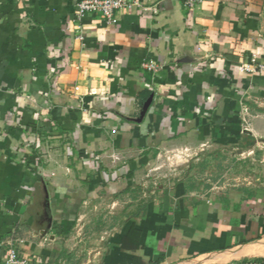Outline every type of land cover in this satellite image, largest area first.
<instances>
[{
  "label": "crops",
  "instance_id": "0c3cea01",
  "mask_svg": "<svg viewBox=\"0 0 264 264\" xmlns=\"http://www.w3.org/2000/svg\"><path fill=\"white\" fill-rule=\"evenodd\" d=\"M78 1L0 0V264L11 251L54 262L65 245L43 234L71 214L52 200L113 197L148 151L228 133L243 102L263 100L264 0H133L114 25L78 19ZM123 220L82 264H264L263 195Z\"/></svg>",
  "mask_w": 264,
  "mask_h": 264
},
{
  "label": "rangeland",
  "instance_id": "374dc122",
  "mask_svg": "<svg viewBox=\"0 0 264 264\" xmlns=\"http://www.w3.org/2000/svg\"><path fill=\"white\" fill-rule=\"evenodd\" d=\"M262 99L259 103L243 102L228 133L211 132L203 138L182 139L184 144L180 148L148 151L147 161L131 169L130 187L113 197L103 193L95 198H74L77 172L69 161L72 197L51 201V206L56 203L58 208L64 202L62 208L71 214L68 227L65 231L51 228L43 234L51 243L59 238L65 249L44 255L54 260L51 263H44L43 255L37 261L24 257L18 260L22 264H60L57 257L63 254L68 262L62 264H82L83 259L91 260L100 252L108 225L134 217L149 204L170 201L184 207L197 206L225 198L231 192L264 196V124H254V118L264 114V95ZM56 177L60 183L62 179ZM47 206L40 198L36 208L47 210Z\"/></svg>",
  "mask_w": 264,
  "mask_h": 264
},
{
  "label": "built area",
  "instance_id": "2783aa9c",
  "mask_svg": "<svg viewBox=\"0 0 264 264\" xmlns=\"http://www.w3.org/2000/svg\"><path fill=\"white\" fill-rule=\"evenodd\" d=\"M203 0H181L183 8L192 11ZM134 5L133 0H79L75 6V14L78 19L85 16H100L108 25L116 24V15L118 12L131 8ZM259 71H264V64L258 65ZM245 70H248L246 68ZM18 260L15 251H11L5 264H22ZM251 264H261L251 262Z\"/></svg>",
  "mask_w": 264,
  "mask_h": 264
},
{
  "label": "trees",
  "instance_id": "16d2710c",
  "mask_svg": "<svg viewBox=\"0 0 264 264\" xmlns=\"http://www.w3.org/2000/svg\"><path fill=\"white\" fill-rule=\"evenodd\" d=\"M124 245V244H123Z\"/></svg>",
  "mask_w": 264,
  "mask_h": 264
}]
</instances>
